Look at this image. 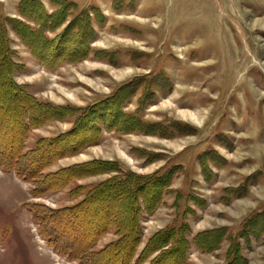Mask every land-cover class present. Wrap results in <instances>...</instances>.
Instances as JSON below:
<instances>
[{
	"label": "rangeland",
	"instance_id": "374dc122",
	"mask_svg": "<svg viewBox=\"0 0 264 264\" xmlns=\"http://www.w3.org/2000/svg\"><path fill=\"white\" fill-rule=\"evenodd\" d=\"M21 1L0 0V10L3 15L24 19L18 10ZM41 1L48 11L56 10L53 0ZM67 2L77 7L70 19L84 10L91 14L96 34L89 56L48 69L9 28L17 59L25 64L16 80L41 100L87 107L135 77L157 78L160 86L144 119L179 122L186 128L182 134L171 131L168 138L106 131L99 144L59 159L50 170L93 159L115 160L139 174L177 166L171 186L174 192L142 217L144 235L135 259L158 230L187 222L192 229L187 264L226 263L227 242L214 253H203L192 239L198 232L220 226L236 234L250 213L264 210V0ZM141 94L142 90L126 110L137 109ZM72 125L54 121L33 129L25 150ZM0 129L8 137L9 127L5 124ZM201 156L209 168L206 174ZM106 177H88L36 194V180H25L16 170L0 165V264H80L79 259L57 251L47 238L52 227L45 221L46 207L72 206L82 197H72L71 189ZM177 192L181 194L178 203ZM189 196L204 198V205H196ZM84 218L81 225L72 221L74 229L88 223V217ZM116 239L112 230L95 250ZM243 254L249 264H263L264 235L245 244ZM139 264H149V260Z\"/></svg>",
	"mask_w": 264,
	"mask_h": 264
},
{
	"label": "trees",
	"instance_id": "16d2710c",
	"mask_svg": "<svg viewBox=\"0 0 264 264\" xmlns=\"http://www.w3.org/2000/svg\"><path fill=\"white\" fill-rule=\"evenodd\" d=\"M53 5L56 10L51 12L41 0H22L18 10L24 19L3 15L0 10V127L5 124L9 127L8 137H3L0 129V165L7 170H16L25 180H36V194L65 188L84 178L107 176L97 183L78 184L71 189L72 197H82L78 203L59 209L46 207L45 221L52 227L48 229L47 238L57 251L79 259L80 264H139L148 260L149 264H187L192 232L187 222L158 230L135 259L144 235L142 217L154 212L164 196L174 192L171 186L174 174L179 171L177 166L139 174L124 169L115 160L93 159L50 170L59 159L99 144L106 131L168 138L171 131L182 134L186 128L179 122L169 124L144 119L145 109L155 101L156 86H160L157 78L135 77L87 107L55 105L37 98L19 83L16 77L25 70V64L17 59L9 28L31 55L48 69L63 62L81 61L91 52L96 34L91 14L84 10L70 19L76 4L53 0ZM63 25L65 27L60 30ZM140 90L137 109L126 110ZM54 121H68L73 125L57 136L40 138L33 148L25 150L29 133ZM203 157L201 166L206 174L209 168ZM180 199L181 194H178L176 203ZM191 200L198 206L205 203L204 198ZM35 214L37 218L36 210ZM84 217H88V223L74 229L71 223L74 220L82 222ZM112 230L117 239L101 250H95L98 241ZM263 235L264 210H255L243 220L236 234L231 233L228 226H220L198 232L192 240L203 253H214L227 242L224 264H249L243 246Z\"/></svg>",
	"mask_w": 264,
	"mask_h": 264
}]
</instances>
